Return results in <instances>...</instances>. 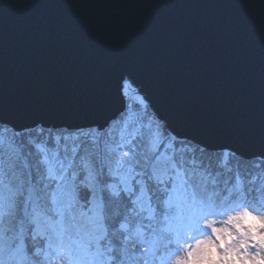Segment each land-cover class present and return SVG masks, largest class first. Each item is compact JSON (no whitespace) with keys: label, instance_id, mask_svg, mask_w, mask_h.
<instances>
[{"label":"snow or ice","instance_id":"1","mask_svg":"<svg viewBox=\"0 0 264 264\" xmlns=\"http://www.w3.org/2000/svg\"><path fill=\"white\" fill-rule=\"evenodd\" d=\"M0 264H264V0L0 8Z\"/></svg>","mask_w":264,"mask_h":264},{"label":"water","instance_id":"2","mask_svg":"<svg viewBox=\"0 0 264 264\" xmlns=\"http://www.w3.org/2000/svg\"><path fill=\"white\" fill-rule=\"evenodd\" d=\"M13 2L14 0H0V8H3L4 5L11 4ZM60 2L67 4L70 3L71 0H60ZM7 18L9 19V21L14 19L13 10L11 8L7 9ZM257 48H258V43H257Z\"/></svg>","mask_w":264,"mask_h":264},{"label":"rangeland","instance_id":"3","mask_svg":"<svg viewBox=\"0 0 264 264\" xmlns=\"http://www.w3.org/2000/svg\"><path fill=\"white\" fill-rule=\"evenodd\" d=\"M130 95H135V91H130V93H129Z\"/></svg>","mask_w":264,"mask_h":264}]
</instances>
